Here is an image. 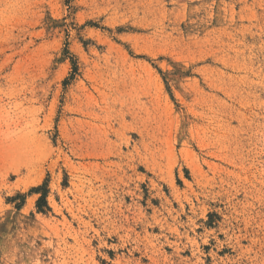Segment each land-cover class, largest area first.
Masks as SVG:
<instances>
[{
    "label": "rangeland",
    "instance_id": "obj_1",
    "mask_svg": "<svg viewBox=\"0 0 264 264\" xmlns=\"http://www.w3.org/2000/svg\"><path fill=\"white\" fill-rule=\"evenodd\" d=\"M0 264H264V0H0Z\"/></svg>",
    "mask_w": 264,
    "mask_h": 264
},
{
    "label": "trees",
    "instance_id": "obj_2",
    "mask_svg": "<svg viewBox=\"0 0 264 264\" xmlns=\"http://www.w3.org/2000/svg\"><path fill=\"white\" fill-rule=\"evenodd\" d=\"M45 186H43V187H41V188H38L37 190H36V193H40V192H42V190H43V188H44ZM44 195L42 196V198H40V200L38 201V205H37V208H38V210H39V212H42V210L44 209V208H46V202H45V199H46V193H43Z\"/></svg>",
    "mask_w": 264,
    "mask_h": 264
}]
</instances>
